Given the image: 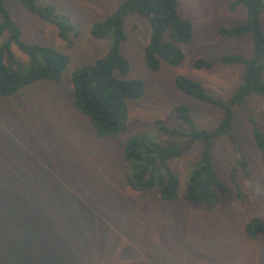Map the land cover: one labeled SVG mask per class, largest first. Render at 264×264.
<instances>
[{
	"label": "trees",
	"instance_id": "16d2710c",
	"mask_svg": "<svg viewBox=\"0 0 264 264\" xmlns=\"http://www.w3.org/2000/svg\"><path fill=\"white\" fill-rule=\"evenodd\" d=\"M9 2L22 4L30 14L54 26L58 38L67 45H71V39L77 35L71 17L60 13L55 5L41 7L38 0H0V126L6 121L4 101L41 85H58L68 74V94L73 107L89 120L99 140L120 142L122 186L136 194H150L162 206H172L182 198L192 209L214 211L234 201H246L248 195L241 180L250 177V162L242 155L234 126L238 109L249 112L255 98L264 100V0L234 1L231 9L244 7L246 20L218 29L227 38L250 35L254 46L252 57L225 53L211 60L199 58L193 63L196 70H212L216 65L242 67L241 83L228 98L215 97L197 79L184 75L174 79L175 88L184 96L220 113L218 125L212 129L200 128L192 106L181 103L175 105L165 119L157 120L152 128L124 142L121 138L128 131L130 105L142 100L147 93L143 80L121 77L132 71L131 61L123 52L129 38L127 22L131 16H136L150 26L151 37L144 48V59L151 72L160 71L164 65L180 67L186 59L182 46L192 41L194 25L180 15L179 1H123L110 15L94 22L90 29L93 39L107 43L106 53L81 66H74L72 56L63 49L27 42L6 6ZM108 37L111 39H106ZM15 49L22 58L16 55ZM33 98L30 96L20 106L24 122L36 129L39 113L47 110L38 103L34 114V108L29 107ZM250 112L245 120L264 161L263 127L252 114L254 112ZM15 113L19 117L18 111ZM9 132L0 127V264H120L121 261L132 264L138 260L149 264L132 242L124 239L131 238L127 228L118 229L117 224L122 222L118 212H114L116 218L113 210L102 212L80 191L60 183L62 178L36 161V157L15 139L16 134ZM217 142L230 143L240 154L230 172L233 188L222 180L216 168ZM196 145L201 146V155L188 174L181 196L182 179L171 162ZM9 162L22 168L37 165L39 170L23 177L3 175ZM100 194L102 197L94 200L102 198L105 202L112 198ZM243 232L250 240L264 239V218L254 217ZM70 250L72 257L79 253L78 257L71 259Z\"/></svg>",
	"mask_w": 264,
	"mask_h": 264
},
{
	"label": "rangeland",
	"instance_id": "374dc122",
	"mask_svg": "<svg viewBox=\"0 0 264 264\" xmlns=\"http://www.w3.org/2000/svg\"><path fill=\"white\" fill-rule=\"evenodd\" d=\"M123 1L126 0H38L39 6L55 5L60 13L71 17L77 28V35L71 39V45L58 38L54 26L30 14L22 4L9 2L6 6L27 42L63 49L72 56L74 66H81L106 53L107 43L93 39L90 29L94 22L110 15ZM178 1L180 15L191 20L194 25L192 41L182 46L186 59L180 67L164 65L160 71L151 72L144 59V48L151 37L150 26L146 20L136 16H131L127 22L129 38L123 52L131 61L132 71L121 77L143 80L147 93L142 100L130 105L131 119L127 133L121 138L122 142L140 131L152 128L157 120L165 119L170 110L181 103L192 106L194 119L200 128H215L221 119L220 113L180 93L174 86L175 77L184 75L197 79L215 97L226 99L241 83L242 67L216 65L212 70H196L193 63L199 58L211 60L225 53H239L246 57L254 54L250 35L227 38L218 32L220 27L237 25L246 20L244 7L231 9V4L236 0ZM15 53L23 57L17 49ZM68 89L69 77L66 74L58 85H41L4 101L6 121L0 127L16 134L15 139H18L24 150L32 153L46 169L67 181L61 179L60 183L80 191L92 206H99L102 212L113 210V217L114 212H118L122 219L117 224L118 229L127 228L131 238L124 239L132 242V246L149 264H157L156 260L159 259V264H264V239L250 240L243 232L251 219L264 218V161L253 143L245 120L252 110L264 131L263 99L255 98L249 112L238 109L234 126V135L241 145L242 155L250 162L251 175L241 180L248 195L246 201H234L214 211H205L192 209L182 198L177 204L162 206L152 195L136 194L122 186L119 173L120 142L99 140L89 120L73 107ZM30 96L34 97L29 102L34 114L38 103L47 110L39 113L36 129L29 128L24 122L20 106ZM17 111L19 117L15 115ZM214 151L220 177L233 188L230 172L240 154L228 142H217ZM200 153L201 146L196 145L171 162L182 179L181 196L185 192L188 174L195 160L200 158ZM3 170L6 171L3 175L23 177L30 172H37L39 167L22 168L15 162H9ZM100 193L112 198L105 202L102 198L94 200L102 197ZM121 207L124 210L121 211ZM120 233L123 236V232ZM70 254L72 257V250ZM78 255L75 254L71 259ZM132 264L144 263L138 260Z\"/></svg>",
	"mask_w": 264,
	"mask_h": 264
}]
</instances>
